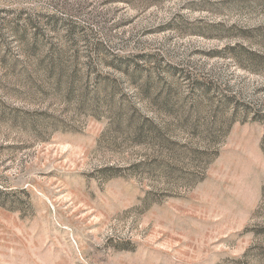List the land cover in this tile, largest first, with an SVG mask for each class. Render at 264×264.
Returning <instances> with one entry per match:
<instances>
[{"label": "rangeland", "instance_id": "1", "mask_svg": "<svg viewBox=\"0 0 264 264\" xmlns=\"http://www.w3.org/2000/svg\"><path fill=\"white\" fill-rule=\"evenodd\" d=\"M0 264H264V0H0Z\"/></svg>", "mask_w": 264, "mask_h": 264}]
</instances>
